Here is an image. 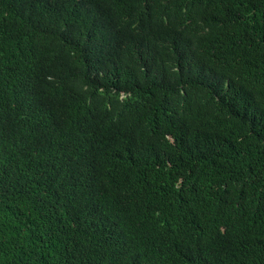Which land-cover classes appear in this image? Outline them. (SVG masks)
I'll return each mask as SVG.
<instances>
[{
	"label": "trees",
	"instance_id": "16d2710c",
	"mask_svg": "<svg viewBox=\"0 0 264 264\" xmlns=\"http://www.w3.org/2000/svg\"><path fill=\"white\" fill-rule=\"evenodd\" d=\"M0 264H264V0H0Z\"/></svg>",
	"mask_w": 264,
	"mask_h": 264
}]
</instances>
